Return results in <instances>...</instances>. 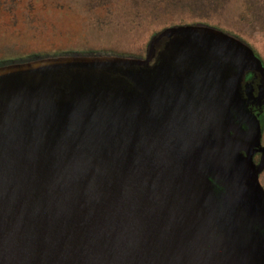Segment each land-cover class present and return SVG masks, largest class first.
<instances>
[{
    "label": "water",
    "instance_id": "1",
    "mask_svg": "<svg viewBox=\"0 0 264 264\" xmlns=\"http://www.w3.org/2000/svg\"><path fill=\"white\" fill-rule=\"evenodd\" d=\"M250 73L264 91L253 50L200 24L143 58L1 67L0 264H264Z\"/></svg>",
    "mask_w": 264,
    "mask_h": 264
},
{
    "label": "rangeland",
    "instance_id": "2",
    "mask_svg": "<svg viewBox=\"0 0 264 264\" xmlns=\"http://www.w3.org/2000/svg\"><path fill=\"white\" fill-rule=\"evenodd\" d=\"M61 4L65 13L55 10ZM51 6L48 33L80 53L143 58L159 32L200 24L241 39L264 64V0H52ZM259 180L264 188V171Z\"/></svg>",
    "mask_w": 264,
    "mask_h": 264
},
{
    "label": "flooded vegetation",
    "instance_id": "3",
    "mask_svg": "<svg viewBox=\"0 0 264 264\" xmlns=\"http://www.w3.org/2000/svg\"><path fill=\"white\" fill-rule=\"evenodd\" d=\"M51 4L52 0H0V68L38 58L82 54L80 50H71L63 46L64 44L55 42L52 35L48 33L49 16L47 13L52 11ZM55 10L59 13L66 12L64 4ZM243 86L250 87L251 99L257 100L261 96V99L255 101V104L250 108L258 116L263 136V120L261 118L264 116V91L262 78L258 73H250L244 78ZM256 157L259 158L258 155Z\"/></svg>",
    "mask_w": 264,
    "mask_h": 264
},
{
    "label": "trees",
    "instance_id": "4",
    "mask_svg": "<svg viewBox=\"0 0 264 264\" xmlns=\"http://www.w3.org/2000/svg\"><path fill=\"white\" fill-rule=\"evenodd\" d=\"M90 53L97 54L96 52H92V51H87V50H86V51H82V54H90ZM255 54H256V53H255ZM256 55H257V54H256ZM263 117H264V116H262L261 120H263ZM257 158H258V157H255V162H257V161H256Z\"/></svg>",
    "mask_w": 264,
    "mask_h": 264
}]
</instances>
